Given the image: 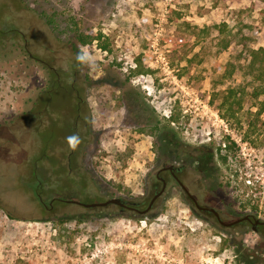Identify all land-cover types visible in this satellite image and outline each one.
Wrapping results in <instances>:
<instances>
[{
	"label": "rangeland",
	"instance_id": "374dc122",
	"mask_svg": "<svg viewBox=\"0 0 264 264\" xmlns=\"http://www.w3.org/2000/svg\"><path fill=\"white\" fill-rule=\"evenodd\" d=\"M0 6L30 53L18 46L21 37L0 52V264H264L263 236L250 225L236 236L213 225L172 178L145 214L82 204L117 196L145 206L161 162L181 156L200 203L227 221L244 213L264 219V93L253 96L264 75L226 68L239 47H224L228 34L219 31L240 29L264 47V0ZM76 28L100 37L75 47ZM42 61L60 79L49 93ZM71 83L85 117L74 157ZM53 197L62 199L50 207Z\"/></svg>",
	"mask_w": 264,
	"mask_h": 264
},
{
	"label": "flooded vegetation",
	"instance_id": "af4514ba",
	"mask_svg": "<svg viewBox=\"0 0 264 264\" xmlns=\"http://www.w3.org/2000/svg\"><path fill=\"white\" fill-rule=\"evenodd\" d=\"M42 62L46 65V68L48 70H52L53 69V66L51 64L46 63L44 61H42ZM58 80L60 81V79L57 77V81ZM65 80L67 81V79H65ZM59 85L61 86L62 83L60 82ZM70 85H71L72 89L75 90V93L68 96L70 98V102H71L70 107L72 108V110L71 109H70V111L69 110L68 111L66 110V112H68L70 115H72V118H73L72 119L73 120V126H72V128H74V130H75V136H74L73 141L70 142L71 145H70V148H69L68 155H69V157H72V156L74 157V156L77 155V152H76L77 151L76 150L77 147H79L80 144H81V141H80L81 140V137H80V132H79L78 125H79V122L80 123L83 122V119L85 117H84V114H83L84 107L82 105L84 99L79 94V91L76 88V86L74 85V83H71ZM49 95L50 94L44 96V97L47 96V100H45V103L43 105H41L42 108H44V109L48 108L49 105H50L49 103H51V101L48 100ZM38 97H41V95H38ZM32 102L33 103H32V106H31V109H30L29 112H31L32 109L36 108V106L38 105V102L39 101L33 100ZM123 105L125 107L127 106V104H125V103H123ZM65 117H64L63 123L67 125L68 121H67V119ZM165 158H169V157L166 155ZM174 159H175L174 161H170V162L162 161L160 167H158L156 169V171H155V178H156L157 182L155 183V187H156V185L159 182H160L161 185H160V188L159 189H156L154 187V190H153L152 194L150 195L147 203L150 201L151 197L157 191H159L163 186H164V190H163V192H164L165 189H166V187H167V184L169 183L170 178H172L179 185V188H180L179 190H180L182 196L186 200H188V203L193 208V210H195V212H197L200 215H202V217L204 219H207V220L211 221V223L213 225H219V227L221 229L227 230L228 233H233L234 236H236V234L238 233V230L237 229H241V233H244L245 234V228L248 225H250L252 227V229L254 228L253 229L254 231H256L257 233H259L261 236L264 237V235L261 234V232H260L261 226L264 225V223H261V222L255 223L254 220H255V218H258V217H256L254 214H252V213H244V214L236 215L234 218H232V219H230V220L227 221V220L222 219V217L220 215V212L217 209H215V210L218 212V215L216 213H214L213 211L207 209V207H212V206H209V205L200 203L199 202L200 200L197 198V196L195 194H193L192 190L190 189V187L185 182V175H186V168L185 167H186V164H188L187 157L185 158V157H181V156H179V157H176L175 156ZM176 163H177V165H176ZM159 169H161V170L159 171ZM184 187L187 189V191H186V189ZM190 194L194 198L191 197ZM159 196H161V195H159ZM120 198L124 202V205L115 204L116 206H118L119 212H123L125 209H127L129 211H132V212H135V213L140 214L139 209L141 210V209H143L147 205L146 204L144 206L143 203H137L136 201L127 200V199H124L122 197H120ZM40 199H41V197H40ZM61 199L62 198H60V197H53L49 201L50 207L53 206V203L55 201L61 200ZM156 199H155V201H156ZM155 201H154V203H155ZM43 203H44V206H46V203L45 202H43ZM154 203H153V205H154ZM112 204H114V203H112ZM153 205H152V207L147 212H149L153 208ZM5 208L6 207L1 203V199H0V209L5 212V210H4ZM245 214H248L250 216V219L245 218V219H242L240 221H237V222H235V223H233L231 225L224 224V222H231V221H234V220H236L238 218H241Z\"/></svg>",
	"mask_w": 264,
	"mask_h": 264
},
{
	"label": "trees",
	"instance_id": "16d2710c",
	"mask_svg": "<svg viewBox=\"0 0 264 264\" xmlns=\"http://www.w3.org/2000/svg\"><path fill=\"white\" fill-rule=\"evenodd\" d=\"M3 7L0 6V52H3V50H12L11 46L18 45L17 40H19V38L21 37L23 42L18 46H20V49L24 53V55L29 56L30 53L28 50V46L26 45V37L24 36V34H22L23 30L11 18V14L6 13V10ZM41 14L46 17V20L49 23H53L54 20L52 18L54 17V14L48 13L44 10L41 12ZM225 26L226 24L224 23L223 27ZM75 30V47L91 42L93 40H97L100 37V33H94L91 28H88L86 30L76 28ZM219 31H225L228 34L224 37V47H227L231 44H234L239 47L236 56L234 57H236V60H242H238L236 65H234L233 61L229 60L227 62L226 68H230L231 66V70L234 72L236 66L240 70H244L243 72L251 76L252 78L257 80L262 79L264 75V47L251 46L250 42L253 38L250 35H246L241 32L240 29L226 30L221 28L219 29ZM103 48H106V44H103ZM146 70L147 69L138 68L135 69V72L142 73ZM45 78L46 83L42 90H45V92L49 93L54 88L53 85H57L54 83L55 81H57V75H54L51 70H48L46 68ZM58 87L62 88V86ZM235 92L236 91L232 88L229 90L230 95L236 94ZM253 92V96H256L259 93H264V88L262 90L256 88ZM260 232L264 235V225L261 226Z\"/></svg>",
	"mask_w": 264,
	"mask_h": 264
},
{
	"label": "water",
	"instance_id": "95a60500",
	"mask_svg": "<svg viewBox=\"0 0 264 264\" xmlns=\"http://www.w3.org/2000/svg\"><path fill=\"white\" fill-rule=\"evenodd\" d=\"M171 167V166H170ZM161 169H159L160 171ZM185 188V187H184ZM186 189V188H185ZM164 190V186L159 190L157 191L150 199V201L147 203V205L143 208V209H139V212L140 214H144L146 213L153 205L155 199L161 195V193L163 192ZM187 191V189H186ZM191 197H193L191 194H190ZM194 198V197H193ZM70 201H73V200H70ZM110 203H114V204H119V205H124V202L121 200L120 197H117V196H113V197H109L103 201H91V202H87V203H82L84 206H87V207H94V206H106ZM200 207V206H199ZM207 209L213 211L214 213H216L218 215V212L215 210V208L213 207H207ZM245 218H248L250 219V216L248 214H245L244 216H242L241 218H238L234 221H231V222H224V224H227V225H231L237 221H240L242 219H245ZM221 221V220H220ZM222 222V221H221ZM255 223H258V222H261V223H264V219L261 220L259 218H255L254 220ZM223 223V222H222ZM254 229V228H253Z\"/></svg>",
	"mask_w": 264,
	"mask_h": 264
},
{
	"label": "built area",
	"instance_id": "2783aa9c",
	"mask_svg": "<svg viewBox=\"0 0 264 264\" xmlns=\"http://www.w3.org/2000/svg\"><path fill=\"white\" fill-rule=\"evenodd\" d=\"M246 181H247V182H250V179H249V178H247V179H246Z\"/></svg>",
	"mask_w": 264,
	"mask_h": 264
}]
</instances>
